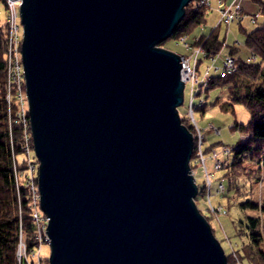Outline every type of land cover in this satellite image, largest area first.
<instances>
[{"label":"water","instance_id":"1","mask_svg":"<svg viewBox=\"0 0 264 264\" xmlns=\"http://www.w3.org/2000/svg\"><path fill=\"white\" fill-rule=\"evenodd\" d=\"M193 0H22L50 264H228L198 209L181 56Z\"/></svg>","mask_w":264,"mask_h":264},{"label":"trees","instance_id":"2","mask_svg":"<svg viewBox=\"0 0 264 264\" xmlns=\"http://www.w3.org/2000/svg\"><path fill=\"white\" fill-rule=\"evenodd\" d=\"M260 2L261 14L264 15V1L260 0ZM193 3L186 7L185 16L177 24L173 38L187 35L194 27L205 25L207 22L208 9L203 6L193 9ZM258 20L259 18L255 21L258 23L257 28L250 31L244 29L245 45L255 57L253 59L235 57L237 68L234 73L227 76L210 75L197 86L196 91V94H200L204 89L209 91V88L214 86H224L228 90L227 100L220 101L218 98L216 101L222 110L234 112L235 105L242 103L250 111L251 117L248 124L236 122L233 126L234 129L247 133L248 136L233 149L231 162L226 167L227 172L223 178L229 181V190L240 188L238 181L242 176V170L245 169V163H256L258 167L264 165V21L258 22ZM219 25L212 28L209 33H202L193 42V44L203 45L206 57H214L224 44V40H220L217 31ZM6 49L7 27L4 22L0 23V264H18L16 252L21 233L30 252L38 246V240L37 225L33 218L35 208L32 202V189L27 186L26 179L19 180L15 174V168L24 169L28 162L24 143L29 131H26L19 119H13L12 124L9 119L5 86ZM230 54H234V51ZM205 101L203 100L199 106L205 107ZM179 115L184 124V116L180 113ZM184 125L191 130L190 124ZM19 154L24 155L21 161L18 159ZM195 155L196 145H194L192 159ZM31 158L35 160V157L31 156ZM202 189L203 186L200 185L196 199L204 195ZM239 204L244 209H257L264 214V202L248 198ZM245 226L248 242L242 246L241 250L237 249L239 258L247 259L250 264H264L262 246L264 231L260 216H248ZM231 257L227 256L228 264H231ZM46 259L48 260L47 256Z\"/></svg>","mask_w":264,"mask_h":264},{"label":"rangeland","instance_id":"3","mask_svg":"<svg viewBox=\"0 0 264 264\" xmlns=\"http://www.w3.org/2000/svg\"><path fill=\"white\" fill-rule=\"evenodd\" d=\"M194 1L195 0H193L192 3ZM231 2L232 0H222V2L220 0H210L209 7L203 6L204 8L208 9L207 22L205 23V25L194 27V29L187 35H182L177 38L171 37L167 41L163 42V44L161 43L162 45L160 44L159 46L177 52L181 56L182 60V55H188L190 51L180 40L181 38H185V40L190 45H194L193 42L196 41V37L199 38L202 33H209L212 28L220 24L217 31L220 40H224V44L221 46L220 51L214 57H206L204 54L201 55V61L199 62L198 67V77L199 79L204 80L207 79V77L210 75L227 76L234 73L236 71L237 65L232 72L226 73L223 70V58L227 54H230L231 51H234V54H231L234 58L245 57L253 59L255 57L252 56L250 49L245 45L246 36L244 29L250 31L257 28L258 23H255L256 19L259 18L258 22H263L264 15L261 14L260 0H239L238 4L242 5V11H240L242 13L241 17L234 20L229 25L226 23H221V10L228 7ZM0 4L2 10V12L0 13V23H4L6 18L5 4L2 0H0ZM193 9L196 8L193 7ZM254 14H258V17L255 19V21L252 20V16ZM189 89V85L185 86L184 102L178 107V110L179 113L184 116V124L191 125V130H189L193 134V150L194 145H196L197 152L199 146V138L196 132V124L191 119V111L188 108V104L190 101ZM209 89V91H206L205 89L202 90L200 94H195L193 98V102L196 104L195 107L193 106L194 116L197 121L196 123L198 128L205 135L203 151L206 154L205 156L208 157L206 166L209 172L213 175L212 184L210 185L211 190L208 194V186L206 185L207 182L205 183L206 175L204 173V169L201 164L197 163V161L195 163L193 162V159H191V173L193 169L194 174H192L198 186H203L202 190L204 191V195L200 196L198 199H195V203L200 212L210 223L213 234L220 241L226 253V256H232V261H230L231 264H250L247 259L242 260L241 258H239L237 249L241 250L242 246L248 242L247 228L245 226V222L247 221L248 216H260L264 231V214L257 209H244L240 206L239 203L248 198H252L258 202H264V165L262 167H258L256 163H245V169L242 170V176L238 181V185L240 186V188H237L236 190L228 189L229 181L227 180V178H223L227 172L226 167L231 162L234 153L233 149L240 145L248 136L247 133H243L238 129H234L233 126L236 122L241 124H248L251 114L246 105L242 103H238L235 105L234 112L222 110L220 104L216 103V101L218 98H220V101L227 100V88L224 86H214L213 88ZM203 100H206V106L200 107L199 105ZM25 106L27 107L29 112L28 96ZM12 121H10L11 124ZM28 129L29 133H27V135H29L30 137V139L28 140V143H30V149L25 141L24 151L27 154V159L28 156L35 157L34 162L36 167L32 173H34L35 176L34 181L36 182V184H38L39 160L36 157L34 145H32L33 138L31 132V123L30 128ZM226 148H228L229 151L225 150ZM215 151L218 153V158H220L223 163L222 168L218 170L215 168V162L209 158L215 153ZM27 152H29V154ZM196 155L194 156V159ZM23 158L24 155H18V159L20 161ZM29 170L30 167L28 165V162L26 163V167L24 169L20 170L18 168H15L17 179L19 178V180H27L29 178V174L31 173ZM221 182L225 185L224 191H218V186ZM26 184L31 189V184L29 185L28 182H26ZM209 199L211 202L209 201ZM210 203H212V206L216 209L215 212H213ZM219 207H221L222 210L224 209L225 211H218L217 208ZM22 237L24 239L23 234ZM262 246L264 248V241ZM39 247L42 257H48V260L46 259L45 264H50L49 255L51 253V245L49 244V240H45L39 243L38 247H35L34 249L38 250ZM31 252L28 251L29 254H31ZM28 257L29 260L27 262L31 261L34 256L29 255ZM37 261L38 258H35L34 263L38 264ZM233 261L234 263H232ZM24 264H26V262H24Z\"/></svg>","mask_w":264,"mask_h":264},{"label":"built area","instance_id":"4","mask_svg":"<svg viewBox=\"0 0 264 264\" xmlns=\"http://www.w3.org/2000/svg\"><path fill=\"white\" fill-rule=\"evenodd\" d=\"M5 4V12L6 18L5 23L7 27V49H6V101L8 105V113L9 119L12 121L13 119L17 118L24 125L26 131H29L30 128V120H29V112L27 107L25 106L27 101V93H26V78H25V69L23 65L22 59V43H23V30L22 25L20 22V6L22 4V0H2ZM222 2V0H220ZM239 0H232V2L228 5V7L221 10V23L231 24L234 20L241 17L242 13V5L238 4ZM210 5V0H195L192 7L198 8L200 6H208ZM1 4H0V13ZM258 17V14H254L252 16V20ZM187 49L190 51L188 55H182V67L183 70L187 71L184 79L185 86L189 85L190 90V101H189V110L191 111V119L196 124V132L199 138V146L198 151L196 152V157L193 159V162L199 163L202 165L205 173V183L208 186V194L211 190L212 184V174L209 172L206 166V162L208 157L205 156V152L203 151V144L205 135L197 126V121L194 116V96L197 91V86L200 85V80L198 77V67L200 62V57L205 52V48L202 44H194L190 45L185 38L180 39ZM236 68V60L231 54H227L223 58V70L226 73L232 72ZM215 128V127H214ZM28 129V130H27ZM30 139L29 135L26 136V144L30 149V143L28 140ZM225 150L229 151L228 148ZM29 154V152H27ZM215 162V168L221 169L222 168V160L218 158V153L215 151L213 155L209 157ZM28 165L30 167V174L29 178L27 179L28 184L31 186L33 191L32 202L35 208L33 212L34 222L37 225V240L38 244L49 240L47 234V226L49 222V217L42 211L40 206V193L38 184H36L34 173H32L36 167L34 159L31 156H28ZM192 173L194 174V170L192 169ZM27 178V177H26ZM225 185L221 182L218 186V191H224ZM210 201V199H209ZM211 202V201H210ZM211 207L213 212L216 209L212 206ZM218 211H225L222 210L221 207L217 208ZM38 247V246H37ZM34 256L38 258V264H45L46 258L42 257L40 247L38 250H33L31 254L28 253L27 245L22 237V233L20 235V243L18 244V249L16 252V256L18 259L19 264H33L35 262V258L33 257L32 260H29L28 256ZM28 257V259H27ZM36 264V263H34Z\"/></svg>","mask_w":264,"mask_h":264},{"label":"bare ground","instance_id":"5","mask_svg":"<svg viewBox=\"0 0 264 264\" xmlns=\"http://www.w3.org/2000/svg\"><path fill=\"white\" fill-rule=\"evenodd\" d=\"M20 8H21V6H20ZM20 22H21V13H20ZM21 25H22V23H21ZM22 30H23V25H22ZM199 80H200V83H201V82L205 81L206 79H204V80L199 79Z\"/></svg>","mask_w":264,"mask_h":264}]
</instances>
